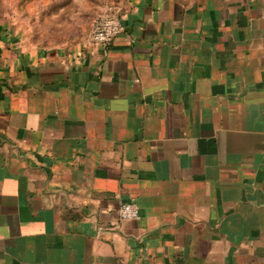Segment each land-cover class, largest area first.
Returning a JSON list of instances; mask_svg holds the SVG:
<instances>
[{
	"label": "crops",
	"instance_id": "0c3cea01",
	"mask_svg": "<svg viewBox=\"0 0 264 264\" xmlns=\"http://www.w3.org/2000/svg\"><path fill=\"white\" fill-rule=\"evenodd\" d=\"M115 1L106 47L0 32V264H264V0Z\"/></svg>",
	"mask_w": 264,
	"mask_h": 264
},
{
	"label": "rangeland",
	"instance_id": "374dc122",
	"mask_svg": "<svg viewBox=\"0 0 264 264\" xmlns=\"http://www.w3.org/2000/svg\"><path fill=\"white\" fill-rule=\"evenodd\" d=\"M102 0H0V32L33 48H69L84 42Z\"/></svg>",
	"mask_w": 264,
	"mask_h": 264
},
{
	"label": "built area",
	"instance_id": "2783aa9c",
	"mask_svg": "<svg viewBox=\"0 0 264 264\" xmlns=\"http://www.w3.org/2000/svg\"><path fill=\"white\" fill-rule=\"evenodd\" d=\"M125 31L126 28L122 22V8L120 4L115 0H102L92 28L84 41V45L86 47H106ZM118 213L121 220L139 218V208L136 203L121 204Z\"/></svg>",
	"mask_w": 264,
	"mask_h": 264
}]
</instances>
